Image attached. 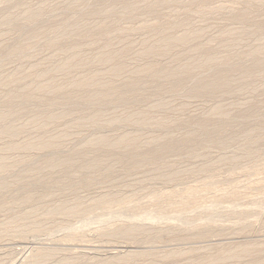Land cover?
<instances>
[{
    "label": "rangeland",
    "instance_id": "1",
    "mask_svg": "<svg viewBox=\"0 0 264 264\" xmlns=\"http://www.w3.org/2000/svg\"><path fill=\"white\" fill-rule=\"evenodd\" d=\"M115 1L0 0V115L6 117L0 118V135L5 126L17 124L18 127L13 136L15 139L0 136V168L3 165L0 183L7 185L0 190V264H264V80L261 77L264 63L253 66L255 56L264 61V0H128L134 3L129 13L118 6L120 0ZM244 31L248 33L243 34ZM161 33H167L163 40H175L177 44L180 43L179 36L183 38L190 34L191 38L186 36L187 43H181L183 46L176 44L168 51L161 47L157 51L155 47L157 52H150L151 45L154 47L160 43ZM234 33L238 34L235 36ZM230 36L231 40L228 39ZM234 38L240 41L232 51L226 42ZM189 39H192L191 46ZM200 47L209 48L210 55L213 53L216 57L215 65L211 63L209 68H202V64H198L209 54ZM108 51L117 52L118 58L104 59L97 64V55L102 58ZM90 52L95 54L91 56ZM72 57L75 61L77 57L85 58L87 66L74 65L76 72L66 70L68 62L72 61L73 65ZM69 58L71 60L64 63ZM188 58L191 61L195 58V61L190 64ZM150 64L157 68L150 67ZM156 64L160 65L159 69ZM174 65L182 71V79L169 75ZM116 66L124 67L120 68L119 76L114 77L111 67ZM122 69L134 73H123ZM160 69L165 70L166 76L163 73V76H150L152 71ZM227 71L232 73L234 81L231 90L223 92L220 97L192 92L199 78L213 81L218 72ZM252 71L259 79L256 76L250 78L248 82L253 86L249 83V88H243L244 79H247L245 74ZM33 72L36 76H32ZM89 73L91 77H101L103 82L108 80L106 84L115 85L116 93L102 100L85 98L100 90L96 86L85 88L78 84V80L88 77ZM48 75L53 83L57 82L53 86L57 89L60 86L49 94L39 89L42 81L50 80ZM126 84L130 92L123 98L121 91ZM251 86L255 88L254 92ZM216 104L219 107L224 105V113L229 114L213 113ZM89 112H94L96 118L98 114L106 118L98 115L91 123L81 121L91 115ZM133 113L137 116L147 114L149 119H124ZM50 116L61 120L53 118L52 123H44ZM46 123H49L47 127ZM41 132H45L44 137ZM126 132L138 133L142 140L139 138L136 146L121 149H92L93 140L98 137L108 138L110 135L109 138H116ZM61 133L64 141L57 145V150L56 146L55 150L49 146L50 149L42 148L47 152H39L43 140L44 143L51 142ZM66 135H70L69 140ZM220 137L227 140L220 141ZM25 141H29L28 147L32 143L33 150ZM33 141L39 147L34 146ZM16 142L18 148L13 147ZM35 147L40 149L37 151ZM86 160H90L89 163ZM82 166L89 170L82 169ZM115 192L119 199L114 201L112 194ZM106 196L109 197L106 199ZM59 207H63L64 212L58 211ZM75 207L81 212H76ZM65 211L71 212L67 214ZM84 211L88 212L82 214ZM122 225L126 228L137 225L134 228H140V232L129 239L114 235L112 232L118 227L123 228ZM39 252L43 253L41 258L34 259ZM167 252L175 254L166 259ZM128 255H133V260L125 258ZM150 258L153 261H149Z\"/></svg>",
    "mask_w": 264,
    "mask_h": 264
},
{
    "label": "bare ground",
    "instance_id": "2",
    "mask_svg": "<svg viewBox=\"0 0 264 264\" xmlns=\"http://www.w3.org/2000/svg\"><path fill=\"white\" fill-rule=\"evenodd\" d=\"M116 1H117V0H116ZM116 1H115V2H116ZM129 1H131V0H129ZM133 1H134V0H133ZM118 2H119L120 5L118 4ZM117 4H118V6H119L121 9L126 10L127 13L131 12V11H132L131 9H132L133 6H134V5H133L134 3H133V4H132V3H129L128 0H120V1H117ZM113 5H114V4H113ZM115 6H116V5H114L113 7L115 8ZM113 7H112V8H113ZM152 7H154V6L152 5ZM26 9H28V8H26ZM152 9H153V8H152ZM33 10H34V9H33ZM33 10H32V11H33ZM108 10H109V9H108ZM112 10H113V9H112ZM109 11H110V10H109ZM98 12H100V10H99ZM101 12H103V11H101ZM101 12H100V13H101ZM30 13H31V12H30ZM36 14H37V12H36ZM68 14H69V13H68ZM35 16H36V15H35ZM39 16H40V15H39ZM39 16H38V17H39ZM65 17H66V16H65ZM14 18H15V17H14ZM16 18H17V17H16ZM17 19H18V18H17ZM39 19H41V18L39 17ZM49 19H50V18H49ZM49 19H48V20H49ZM35 21H36V20H35ZM50 22H51V20H50ZM78 22H79V21H78ZM80 22H81V21H80ZM57 23H58V22H57ZM84 23H85V22H84ZM84 23H82V24H84ZM19 24H20V23H19ZM69 24H70V23H69ZM80 24H81V23H79V26H80ZM63 25H64V24H63ZM71 25H72V24H71ZM76 25H77V23H76ZM31 26H32V25H31ZM60 26H61V25H60ZM77 26H78V25H77ZM82 26H84V25H82ZM85 26H86V25H85ZM10 27H11V26H10ZM64 27H65V26H64ZM66 27H68V26H66ZM40 29H41V28H40ZM199 29H201V32L204 31L202 28H199ZM41 30H42V29H41ZM59 30H60V29H59ZM61 30H62V29H61ZM103 30H104V29H103ZM236 30H237V29H236ZM14 31H15V30H14ZM62 31H63V30H62ZM196 31H197V29H196ZM196 31H195V32H196ZM231 31H233V30H231ZM231 31H229V32H231ZM238 31H239V30H238ZM101 32H102V31H101ZM193 32H194V31H193ZM233 32H234V31H233ZM196 33H197V32H196ZM198 33H200V30H199ZM198 33H197V35L200 36V34H198ZM231 33H232V32H231ZM244 33H248V32H247V31H244L243 34H244ZM35 34L38 35V33H35ZM41 34H44V33L42 32ZM41 34L39 33L40 36H41ZM164 34H167V33H161V35H160V38H159V39H160V40H159L160 43L157 42L159 45H158V44H157V45H154V47H152L153 45H151V46H150L151 48H149V51L151 50V51H153V52H154V51L157 52V51H158V49H157L158 47H161L162 49H163V48H164V49L167 48V51H168V48H171V47L175 48L174 46L177 44V43H174L175 40H174L173 42H171L169 39L163 40V38H164ZM194 34H195V33H194ZM202 34H203V33H201V37H203ZM232 34H233V33H232ZM234 34H235V33H234ZM236 34H238V33H236ZM236 34H235V36H236ZM26 35H28V34H26ZM26 35H25V36H26ZM39 35H38V36H39ZM168 35H169V34H168ZM195 35H196V34H195ZM195 35H193V37H194ZM197 35H196V37H197ZM31 36H32V35H31ZM40 36H39V37H40ZM157 36H158V35H157ZM183 36H184V35H183ZM186 36H187V35H185L183 38H182V37L180 38V36H179L180 43L177 44L178 46H180L181 43H183V44H184V43H187V40H186L187 37H188V38H191V37H190V36H191L190 34H189L187 37H186ZM34 37H35V36H34ZM227 37H228V36H227ZM230 37H231V38H228V39L231 40V39H232V36H230ZM233 37H234V35H233ZM237 37H238V35H237ZM30 38H31V37H30ZM16 39H17V38H16ZM32 39H33V38H32ZM32 39H31V41H32ZM157 39H158V38H157ZM194 39H195V38H193V40H194ZM199 39H201V38H199ZM199 39H198V40H199ZM216 39H217V38H216ZM221 39H222V38H221ZM107 40H108V39H107ZM151 40H152V39H151ZM151 40H150V41H151ZM191 40H192V39H191ZM191 40L189 39V41H190V45H189V46H191ZM196 40H197V39H196ZM198 40H197V41H198ZM226 40H227V39H226ZM108 41H109V40H108ZM108 41H107V42H108ZM142 41H144V40H142ZM148 41H149V40H148ZM152 41H155V40L153 39ZM185 41H186V42H185ZM194 41H195V40H194ZM199 41H200V40H199ZM199 41H198V42H199ZM227 41H229V40H227ZM239 41H240L239 38H238V39H235V38H234L233 41H231V42H226V45H227V47H229V48H231V49H232V48H236V46H237V44L239 43ZM18 42H19V41H18ZM23 42H24V41H23ZM26 42H27V41H26ZM26 42H25V43H26ZM125 42H127V41H125ZM223 42H224V41H223ZM25 43H24V44H25ZM188 43H189V42H188ZM199 43H200V42H199ZM199 43H198V45L201 44V43H200V44H199ZM224 43H225V42H224ZM228 43H229V45H228ZM20 44L23 45V43H20ZM20 44H19V45H20ZM106 44H107V43H104V45H106ZM149 44H151V43H149ZM152 44H153V43H152ZM155 44H156V43H155ZM192 44H193V43H192ZM222 44H223V43H222ZM109 45H110V43H109ZM130 45H131V44H130ZM147 45H148V44H147ZM181 45H182V44H181ZM186 45H188V44H186ZM195 45L197 46V43H196ZM112 46H113V45H112ZM126 46H128V45H126ZM178 46H177V47H178ZM182 46H183V45H182ZM192 46H193V45H192ZM196 46H195V47H196ZM238 46H239V45H238ZM238 46H237V47H238ZM16 47H17V45H16ZM23 47H25V45H23ZM86 47H88V46H86ZM106 47H107V46H106ZM124 47H125V46H124ZM128 47H130V46H128ZM146 47H147V46H146ZM155 47H156L157 51L154 49ZM184 47H185V46H184ZM197 47H198V46H197ZM201 47L203 48V46H201ZM201 47H200V48H201ZM205 47H207V46H205ZM107 48H108V47H107ZM111 48H113V47H111ZM161 48H159V49H161ZM185 48H186V47H185ZM191 48H192V47H191ZM200 48H197V50L200 49ZM202 48H201L202 51H203V50H205V51H206V50H207V51L209 50V48H207V49H202ZM18 49H20V47H19ZM128 49H129V48H128ZM153 49H154V50H153ZM192 49H195V48L193 47ZM227 49H228V48H227ZM108 50H109V49H108ZM115 50H117V49H115ZM120 50H121V49H120ZM120 50H119V53H120ZM147 50H148V49H147ZM171 50H174V49H171ZM171 50H169V52H171ZM186 50H187V48H186ZM186 50H184V52H185ZM197 50H196V51H197ZM235 50L237 51V49H235ZM12 51H13V50H12ZM104 51H106V50H104ZM151 51H150V52H151ZM199 51H200V50H199ZM207 51H206V54H207ZM230 51H231V50H230ZM232 51H234V50L232 49ZM17 52H18V51H17ZM19 52H20V51H19ZM95 52H96V51H95ZM97 52H98V51H97ZM106 52H107V51H106ZM106 52H105V53H106ZM108 52H109V51H108ZM122 52H123V51H122ZM125 52H126V51H124V53H125ZM144 52H145V51H144ZM146 52H148V51H146ZM150 52H149V53H150ZM155 52H154V53H155ZM172 52H173V51H172ZM180 52H181V51H180ZM180 52H179V54H180ZM187 52H189V51H187ZM190 52H192V51L190 50ZM13 53H14V52H13ZM84 53H85V51H84ZM86 53H87V52H86ZM90 53H91V52H90ZM92 53H93V52H92ZM92 53H91V54H92ZM105 53H104V54H105ZM160 53H161V50H160ZM174 53H175V52H174ZM203 53H204V52H203ZM208 53H209V51H208ZM9 54H10V53H9ZM11 54H12V53H11ZM82 54H83V53H82ZM88 54H89V52H88ZM93 54H95V53H93ZM93 54H92L91 56H93ZM99 54H100V53H99ZM101 54H102V53H101ZM126 54H129V53H126ZM130 54H131V52H130ZM142 54H143V53H142ZM147 54H148V53H147ZM150 54H151V53H150ZM172 54H173V53H172ZM177 54H178V53H177ZM185 54H186V53H185ZM76 55H77V54H76ZM78 55H80V54L78 53ZM144 55H146V54L144 53ZM156 55H157V53H156ZM174 55H176V54H174ZM182 55H183V54H182ZM83 56H84V54H83ZM85 56H86V58H87V55H86V54H85ZM98 56H99V55H97V59H96V61L93 60V61H95L97 64H98V62H100L101 60H104V59H107V60H108V59H114V58H116V56H117V58H118L119 54H118L117 52H113V51H112V52L107 53L105 56L102 55V56H103L102 58H99L100 56H99V57H98ZM120 56H122V55H120ZM125 56H126V55H125ZM153 56H155V54H154ZM157 56H158V55H157ZM204 56H205V53H204L203 57H204ZM257 56H258V55H257ZM10 57H11V56H10ZM79 57H80V56H79ZM138 57H139V56H138ZM150 57H152V56H150ZM176 57H177V56H176ZM74 58H75V57H74ZM74 58L72 57V59H74ZM124 58H125V57H124ZM152 58H153V57H152ZM155 58H156V57H155ZM215 58H216L215 56L213 57V53H212L211 55H210V53H209L208 55H206V56L202 59V62H201V63H198V64H200V65L202 64V68H209V65H210L211 63H214V65H215V62H216V60L214 61ZM254 58H255V59H254V62H253V66H254V65H255V66H259V65H262V64L264 63V61H263L259 56H258V57L255 56ZM87 59L89 60V57H88ZM90 59H91V58H90ZM121 59H122V58H121ZM143 59H144V58H143ZM149 59H150V58H149ZM153 59H154V58H153ZM156 59H157V58H156ZM175 59H177V58H175ZM175 59H174V60H175ZM183 59H184V57H183ZM189 59H190V58H188V61H190V62H189L190 64H191V62L195 61V58L193 59V61H191V59H190V60H189ZM199 59H200V58H199ZM70 60H71V59L69 58V59H67V61H64V63H65V62H68V61H70ZM88 60H87V61H88ZM119 60H120V58H119ZM184 60H185V59H184ZM200 60H201V59H200ZM87 61H86V62H87ZM105 61H106V60H105ZM113 61H114V60H113ZM117 61H118V60H117ZM144 61H146V60H144ZM158 61H159V60H158ZM158 61H157V62L155 61V62L158 63ZM178 61H179V60H178ZM213 61H214V62H213ZM61 62H62V61H61ZM71 62H72V61H71ZM71 62H68V63H70V64L67 66V68L65 67V66L67 65V63H66V65H64L63 67H65L66 70H69V69H70V70H72V69L74 70V69H75V68H74L75 66H79V67H80V65H82L80 68H82V67L85 66V58L83 59V58H78V57H77V60H76V61H75V59L73 60V65H72ZM91 62H92V61H91ZM95 62H94V64H95ZM102 62H103V61H102ZM121 62H122V61H121ZM147 62H148V60H147ZM147 62H146V64H147ZM182 62H183V61H182ZM182 62H181V63H182ZM87 63H88V62H87ZM118 63H119V62H118ZM118 63H115V62H114V64H118ZM126 63H127V62H126ZM189 63H188V66H189ZM61 64H62V63H61ZM83 64H84V65H83ZM91 64H92V63H91ZM94 64H93V66H94ZM101 64H103V63H101ZM105 64H106V63H105ZM107 64H108V62H107ZM119 64H120V63H119ZM121 64H122V63H121ZM124 64H125V63H124ZM141 64H143V63H141ZM141 64H140V65H141ZM152 64H154V63L152 62ZM152 64H150V67H154V66H155V65L152 66ZM162 64H163V63H162ZM164 64H165V62H164ZM164 64H163V66H164ZM182 64H184V63H182ZM186 64H187V62H186ZM56 65H58V64H56ZM62 65H63V64H62ZM74 65H75V66H74ZM89 65H90V64H89ZM95 65H96V64H95ZM143 65H144V64H143ZM156 65H157V64H156ZM171 65H172V64H171ZM196 65H197V63H196ZM216 65H219V64H216ZM86 66H87V65H86ZM86 66H85V67H86ZM100 66H101V65H100ZM125 66H126V65H125ZM144 66H146V65H144ZM144 66H143V67H144ZM157 66H158V65H157ZM159 66H160V65H159ZM159 66H158V69H159ZM193 66H195V64H193ZM193 66H192V67H193ZM63 67H62V68H63ZM121 67H122V66H121ZM121 67L116 66V68L113 67L114 69L111 67V69H112L113 72H114V77H115V75H116V76H119V74H120V72H121V69H120ZM123 67H124V66H123ZM123 67H122V68H123ZM135 67H136V66H135ZM143 67H142V68H143ZM155 67H156V66H155ZM174 67H175V65H174ZM192 67H191V68H192ZM211 67H212V65H211ZM211 67H210V69H212L214 66H213L212 68H211ZM216 67H217V66H216ZM51 68H52V67H51ZM53 68H54V67H53ZM53 68H52V69H53ZM55 68H56V67H55ZM65 68H63V69H65ZM96 68H97V67H96ZM107 68H108V67H106V69H107ZM125 68H127V67H125ZM137 68H138V67H137ZM144 68H145V67H144ZM147 68L149 69V63H148ZM156 68H157V67H156ZM175 68H176V69H175ZM175 68H173V69L171 68L172 70H170V71H171L172 73H170L169 75H170V76H173V75H175V76H181L180 79H182V75H183V74H181L182 71L180 70L179 66H178V67L176 66ZM187 68H188V67H187ZM191 68H190V69H191ZM214 68H215V67H214ZM44 69H45V68H44ZM56 69L58 70V68H56ZM90 69H91V67H90ZM98 69H99V68H98ZM106 69H105V70H106ZM109 69H110V68H109ZM135 69H136V68H135ZM145 69H146V68H145ZM151 69H153V68H150V70H151ZM161 69H162V68H161ZM161 69H160V71L158 70V72H157V70L152 71L151 74H150V76H154V77H155V76H157V75H162V73L164 74V71H165V70L162 72ZM165 69H167V68L165 67ZM168 69H170L169 66H168ZM168 69H167V70H168ZM188 69H189V68H188ZM194 69H195V67H194ZM197 69H199V68H198V65H197ZM200 69H201V68H200ZM215 69H216V68H215ZM42 70H43V69H42ZM50 70H51V69H50ZM50 70H49V71H50ZM70 70H69V71H70ZM78 70H79V69H78ZM87 70H88V69H87ZM92 70H94V69H92ZM92 70H91V71H92ZM103 70H104V69H103ZM107 70H108V69H107ZM112 70H111V71H112ZM122 70H123V69H122ZM130 70H132V69H130ZM141 70H143V69H141ZM146 70H147V69H146ZM213 70H214V69H213ZM35 71H36V70H35ZM44 71H45V70H44ZM58 71L60 72V70H58ZM61 71H62V69H61ZM69 71H68V72H69ZM74 71H75V70H74ZM83 71H84V69H83ZM91 71H90V72H91ZM96 71H97V70H95V72H96ZM147 71H148V70H147ZM170 71H169V72H170ZM38 72H39V71H36V73H38ZM41 72L43 73V71H41ZM41 72H39V73H41ZM45 72H46V71H45ZM59 72H56V73L58 74ZM70 72H71V71H70ZM72 72H73V71H72ZM75 72H76V71H75ZM92 72H93V71H92ZM103 72H104V71H103ZM103 72H101L102 75H103ZM106 72H107V71H106ZM113 72H112L111 74H113ZM126 72H127V71H126ZM126 72H124V70H123V73H126ZM129 72H130V71H128L127 73H129ZM132 72H133V71H131V73H132ZM136 72H138V71H136ZM167 72H168V71H166L165 73H166L167 76H168V73H167ZM215 72H216V71H215ZM227 72H228V73L218 72L219 75H218L217 77L214 76V77H216V78H215V80L213 79V81H210V80L208 81L207 79H204V78L200 79V78L198 77L200 80H199V79H198L197 81L195 80V81H196V82H195L196 84L192 87V89H193L192 92H194V93H201V94L203 93V94L211 95V97H213V98H214V96H215V97H216V96L220 97V95H221L223 92L228 91V90H231V89H230V88H231L230 86H231V83H233V81H234V80L232 81V73H230V71H227ZM34 73H35V72L32 73V76H34V75L36 76V74H34ZM53 73H54V71H53ZM61 73H64V72L62 71ZM66 73H67V72H66ZM66 73H65V74H66ZM73 73H74V72H73ZM85 73H86V72H85ZM104 73H105V72H104ZM107 73H108V72H107ZM107 73H106V74H107ZM131 73H129V74H131ZM133 73H134V72H133ZM141 73H143V71H142ZM141 73H137V75H138V74H141ZM144 73H145V72H144ZM147 73H148V72H147ZM147 73H146V74H147ZM149 73H150V71H149ZM149 73H148V74H149ZM218 73H215V74H218ZM222 73H223V74H222ZM233 73H234V72H233ZM33 74H34V75H33ZM43 74H44V73H43ZM49 74H50V72H49ZM59 74H60V73H59ZM65 74H63V75L66 76ZM67 74H68V73H67ZM69 74H70V73H69ZM82 74H83V73H82ZM86 74H88V72H87ZM92 74H93V73H92ZM45 75H46V73H45ZM51 75H52V71H51ZM53 75H54V74H53ZM70 75H71V74H70ZM72 75H73V74H72ZM93 75H96V74L94 73ZM98 75H99V74H98ZM100 75H101V74H100ZM108 75H110V74L108 73ZM121 75H122V73H121ZM121 75H120V76H121ZM123 75L125 76V74H123ZM127 75H128V74H127ZM134 75H136V74H134ZM142 75H143V74H142ZM164 75H165V74H164ZM213 75H214V74H213ZM233 75H234V74H233ZM40 76H41V75H39V77H40ZM46 76H47V75H46ZM46 76H45V77H46ZM48 76H49V75H48ZM55 76H57V75H55ZM55 76H53V79L55 78ZM68 76H69V75H68ZM76 76H77V75H76ZM80 76H82V75H80ZM83 76H85V75H83ZM87 76H88V75H87ZM89 76H90V77H89ZM89 76H88V77H84V78L79 77V79H80V78H81V79L78 80V82L80 81V83H78V84H79V85H80V84L84 85L85 88H88V87H89V88H92L93 86H96V87H97L98 89H100V90H98L99 92H98L97 94H94V95H99V96L90 95V96L85 97V98L96 97L97 99L99 98V99L102 100V99H104L105 96H107V95H113L114 93H116V92H114L115 87H113V86H115V85H113V84H112V85H111V84H106V83L108 82V80H107V82H105V80H104V82H103V80L101 79V77L98 78L97 75H96L95 77H94V76L91 77L90 73H89ZM104 76H105V74H104ZM104 76H103V77H104ZM106 76H107V75H106ZM106 76H105V77H106ZM111 76H112V75H111ZM128 76H129V75H128ZM139 76H140V75H139ZM143 76H144V75H143ZM162 76H163V75H162ZM165 76H166V75H165ZM200 76H201V75H200ZM246 76H247V79H246V80L244 79V81H246V82L243 83V86H242L243 88H247V87L249 88V86H250L249 83H251V82H248V81L250 80V78L252 79V78L255 77L256 75H254V71H252L251 73L245 74V77H246ZM37 77H38V75H37ZM43 77H44V76H43ZM43 77H40V78H43ZM69 77H70V76H69ZM74 77H75V76H74ZM77 77H78V76H77ZM105 77H104V78H105ZM121 77H123V76H121ZM133 77H135V76H133ZM133 77H132V79H133ZM136 77H137V76H136ZM140 77H141V76H140ZM145 77H146V76H145ZM154 77H153V78H154ZM258 77H259V76H258ZM258 77L256 76L257 79H259ZM261 77H262V79L264 80V73L261 74ZM64 78H65V77H64ZM112 78H113V77H112ZM112 78H111V79H112ZM116 78H118V77H116ZM119 78H120V77H119ZM143 78H144V77H143ZM147 78H149V77L147 76ZM153 78H152V79H153ZM256 78H254V79H256ZM47 79H48V78H47ZM47 79H44V80H47ZM49 79H50V80L42 81V84L39 86V89L46 90L48 94H49V92H51V90H53L54 88L57 87V86H55V85H54L55 87L53 86V84H54V83H57V82H54V83H53V82H52L53 80L51 79L50 76H49ZM55 79H57V78H55ZM114 79H115V78H114ZM120 79H121V78H120ZM129 79H130V78H129ZM129 79H128V80H129ZM134 79H135V78H134ZM136 79H137V78H136ZM145 79H146V78H145ZM150 79H151V78H150ZM180 79H179V80H180ZM257 79H256V80H257ZM37 80H38V79H37ZM39 80H40V79H39ZM41 80H42V79H41ZM41 80H40V81H41ZM63 80H64V79H63ZM69 80H71V78H69ZM123 80H124V79H122V81H123ZM128 80H127V81H128ZM130 80H131V79H130ZM154 80H155V78H154ZM176 80H178V78H177ZM49 81H50V82H49ZM65 81H66V80H65ZM67 81H68V80H67ZM73 81H74V80H73ZM75 81H76V78H75ZM112 81H113V80H112ZM115 81H116V80H115ZM115 81H114V82H115ZM152 81H153V80H152ZM10 82H12V81H10ZM37 82H38V81H37ZM43 82H44V83H43ZM68 82H69V81H68ZM70 82H71V81H70ZM70 82H69V83H70ZM76 82H77V81H76ZM114 82H112V83H114ZM118 82H119V81H118ZM118 82H116V83H118ZM120 82H121V80H120ZM129 82H130V81H129ZM143 82H144V81H143ZM173 82H175V81H173ZM193 82H194V81H193ZM242 82H243V81H242ZM253 82H254V81H253ZM256 82H257V81H256ZM58 83H59V82H58ZM176 83H177V82H176ZM251 84H252V83H251ZM14 85H15V84H14ZM38 85H39V84H38ZM38 85H37V87H38ZM56 85H58V84H56ZM59 85H60V84H59ZM59 85H58V86H59ZM67 85H68V84H67ZM69 85H71V84H69ZM75 85H76V84H75ZM75 85H74V86H75ZM238 85H239V84H238ZM254 85H255V84H254ZM76 86H77V85H76ZM90 86H92V87H90ZM123 86H124V85H123ZM123 86H121V87H123ZM234 86H235V85H234ZM252 86H253V84H252ZM252 86H251L250 88H253V92H254L255 88L252 87ZM35 87H36V86H34V88H35ZM59 87H60V86H59ZM59 87H58V89H59ZM72 87H73V86H72ZM72 87H71V88H72ZM77 87H78V86H77ZM79 87H80V86H79ZM81 87H82V86H81ZM81 87H80V88H81ZM84 87H83V88H84ZM119 87H120V85H119ZM126 87H127V84L125 85V87H123V89H122V91H121L122 94L120 93V94L122 95L123 98H126V94L130 92L129 90L126 89ZM15 88H16V87H15ZM67 88H69V87H67ZM74 88H75V87H74ZM74 88H72V89H74ZM239 88H240V86L238 87V91H240V89H241V88H240V89H239ZM12 89H14L13 86H12ZM56 89H57V88H56ZM56 89H54V90L56 91ZM58 89H57V90H58ZM61 89H64V86H63V88H61ZM78 89H79V88H78ZM232 89H233V87H232ZM258 89H259V88H258ZM29 90H31V89H29ZM36 90H37V88H36ZM36 90H35V91H36ZM65 90H66V89H65ZM65 90H64V92H65ZM92 90H93V89H92ZM95 90H97V89L95 88ZM95 90H94V92H95ZM120 90H121V89H120ZM14 91H15V90H14ZM55 91H54L53 93H56ZM60 91H61V90H60ZM74 91H75V90H74ZM81 91H83V89H82ZM87 91H88V90H87ZM90 91H91V90H90ZM115 91H116V89H115ZM241 91H242V90H241ZM249 91H251V90H249ZM32 92H33V91H32ZM36 92H38V90H37ZM39 92H40V90H39ZM57 92H59V91H57ZM66 92H67V90H66ZM68 92H69V91H68ZM68 92H67V94L70 95ZM92 92H93V91H92ZM92 92H91V93H92ZM192 92H190V93H192ZM234 92H235V91H234ZM44 93H45V92H44ZM53 93H52V96H54ZM61 93H62V91H61ZM61 93H59V94H61ZM76 93H77V92H76ZM85 93H87V92H85ZM91 93H90V94H91ZM118 93H119V92H118ZM118 93H117V94H118ZM225 93H226V92H225ZM235 93H236V92H235ZM57 94H58V93H57ZM64 94H65V93H63V95H64ZM72 94H74V93H72ZM87 94H88V93H87ZM230 94H231V92H230ZM29 95H30V94H29ZM32 95H33V94H32ZM45 95H46V93H45ZM80 95H81V94H80ZM80 95H78L80 98H84L83 96H80ZM224 95H225V94H224ZM8 96H9V95H8ZM30 96H31V95H30ZM48 96H51V95H48ZM75 96H76V95H75ZM230 96H231V95H230ZM4 97H5V96H4ZM25 97H26V96H25ZM68 97H69V96H68ZM73 97H74V96H73ZM228 97H229V96H228ZM232 97H233V96H232ZM26 98H27V97H26ZM28 98H30V97H28ZM115 98H116V97H115ZM223 98H224V96H223ZM5 99H6V98H5ZM119 99H120V98H119ZM216 99H217V98H216ZM9 100H10V99H9ZM27 100H28V99H27ZM125 100H127V99H125ZM250 100H251V99H250ZM118 101H119V100H118ZM121 101H123V100H121ZM121 101H120V103H121ZM217 101H218V100H217ZM101 103H102V102H101ZM117 103H118V102H117ZM255 103H256V102H255ZM256 104H257V103H256ZM121 105H122V104H120V106H121ZM161 105H162V104H161ZM164 105H166V104L164 103L163 106H164ZM218 105H219V104H218ZM251 105H253V104H251ZM260 105H261V104H260ZM97 106L100 107V105H97ZM97 106H95V108H96ZM101 106H102V104H101ZM117 106H118V105H117ZM153 106H154V105H153ZM153 106H152V107H153ZM155 106H156V105H155ZM166 106H167V105H166ZM166 106H164V107H166ZM216 106H217V104H216ZM220 106H222V105H220ZM223 106H224V105H223ZM223 106H222V107H223ZM249 106H250V105H249ZM257 106H259V105H257ZM157 107H159V106L157 105ZM213 107H214V106H213ZM222 107L217 106V107L213 108V113H215V114H219V113L222 112L223 115H225V114H229V113H224V112H225V109H223ZM252 107H253V106H252ZM255 107H256V105H255ZM162 108H163V107H162ZM19 109H21V108H19ZM97 109H98V108H97ZM99 109H100V108H99ZM154 109H155V108H154ZM211 109H212V108H211ZM16 110H17V109H16ZM94 110H96V109H94ZM94 110H93V111H94ZM116 110H117V109H116ZM14 111H15V110H13V113H14ZM17 111H18V110H17ZM20 111H21V110H20ZM20 111H19V112H20ZM69 111H70V110H69ZM10 112H11V111H10ZM10 112H9V114H11ZM110 112H111V111H110ZM138 112H139V111H138ZM21 113H23V111H22ZM89 113H90L91 115H89V116L86 115L87 117L84 115L86 118H83V117L78 116V115H77V116L80 117V119L83 118L81 121H83V122L87 121L86 123H88V121H89V122L91 123V121H94L96 117H95V115L93 114L94 112H93V113L89 112ZM96 113H97V112H96ZM128 113H130V112H128ZM131 113H132V112H131ZM136 113H137V112H136ZM146 113H147V112H146ZM149 113H151V112H149ZM9 114L7 113L8 118L10 117ZM16 114H17V113H16ZM16 114H14V115H16ZM19 114H20V113H19ZM53 114H55V113H53ZM65 114H68V113H65ZM92 114H93V115H92ZM97 114H98V113H97ZM119 114H120V113H119ZM126 114H127V113L125 112V115H126ZM137 114H139V113H137ZM137 114H135V113H133V114H129V115H127L126 117H125V115L123 114V115H124L123 117H125L124 119H126V120H130V121H134V120H137V119H142V120H147V119H149V117L146 116L147 114H146V115L142 114V116H137ZM12 115H13V114H12ZM51 115H52V114H51ZM55 115H56V114H55ZM98 115H102V118H103V119L106 118V117L104 118L103 114H98ZM98 115H96L97 118H98ZM107 115H108V114H107ZM110 115H111V114H110ZM112 115L115 116L114 114H112ZM139 115H140V114H139ZM143 115H144V116H143ZM2 116H3L4 118H6L5 115H2ZM2 116L0 115V118H1ZM18 116H19V115H18ZM32 116H33V115H32ZM58 116H59V114H58ZM62 116H63V115H62ZM73 116H74V115H73ZM82 116H83V115H82ZM113 116H111V117H113ZM121 116H122V115H121ZM3 117H2L1 120L4 119ZM54 117H55V116H54ZM54 117H52V116H50V117H48V118L46 117L44 123H45V122H50V121H51V123H52V121H53L52 119H53ZM99 117L101 118V116H99ZM111 117H110V118H111ZM15 118H16V117H15ZM56 118H57V117H56ZM56 118H54V119H56ZM58 118L60 119V117H58ZM58 118H57V119H58ZM97 118H96V119H97ZM110 118H109V119H110ZM146 118H147V119H146ZM32 119H33V118H32ZM64 119H66V118H64ZM64 119H63V120H64ZM107 119H108V116H107ZM16 120H17V118H16ZM60 120H61V119H60ZM77 120H78V119H77ZM101 120H102V119H101ZM58 121H59V120H58ZM79 121H80V120H79ZM81 121H80V122H81ZM5 122H6V121H5ZM83 122H81V123H83ZM55 123H56V121H55ZM81 123H80V124H81ZM9 124H10V123H9ZM48 124H49V123H48ZM48 124L46 123L45 126L48 125ZM11 125H13V126H11ZM11 125H8L7 127L5 126V128L3 127L4 130H3V132H1V135H0V136H4V135H5V136H8V137H9V136H12V137H13V136L17 133V131H18V127H16L17 124H16L15 126H14V124H11ZM42 125H43L42 127H44V124H42ZM66 125H67V124H66ZM49 126H50V125H49ZM21 127H22V126H20V128H21ZM42 127H40V128H42ZM46 127H47V126H46ZM3 128H2V129H3ZM24 128H26V126H24ZM61 128H62V127H61ZM22 129H23V128H22ZM27 129H28V128H27ZM27 129H25V130H27ZM38 129H39V128H38ZM44 129H45V128H43V130H44ZM67 129H68V128H67ZM28 130H29V129H28ZM20 131L22 132L23 130H20ZM20 131H19V132H20ZM44 131H46V130H44ZM19 132H18V133H19ZM27 132H28V131H27ZM120 132H121V131H120ZM22 133H25V131L22 132ZM41 133H43V136L41 135ZM41 133H40L39 135H41L42 137H44L45 132H41ZM63 133H64V132H63ZM63 133H61V136H60V137H56L55 139H54L53 137H51V135H50V137L54 139V140H52L53 142H52V141L50 142L49 140H48V141H49V142H48L46 137H45V138H46V141H47V142L44 143V142H43L44 140H43V141L40 143V141H39L38 143H40L39 145H40V147H41V149L39 148L40 150L37 148V147H39V146L36 145L37 143H35V142L33 141V144H34V146H35V145L37 146V147H35V148H37V151L39 150V152H40L41 150L46 151V149H42L43 147H48V148L50 149L49 146H51V148L54 149V147L56 146V147H55V149H56V148H57V145H59L60 143H62V140L64 141V139H62V134H63ZM65 133H66V132H65ZM68 133H69V132H67V134H68ZM127 133H128V132H126V133H124V134H122L121 136L116 137V138H109L110 135H109L108 138H107V136H105V135H104L105 137H103V136H101V135H100L101 137L96 136V138H97V137H98V138H97V139L95 138L96 140H93L94 143L91 141V142L93 143V144H92V143H91V144H92L94 147H92V146H91V147H92V149H93V148H94V149L97 148V149H99V150H100V149H105V150H106V149H108V150L111 149V150H112L113 148H116V147H119V148L122 147V148H124V147H128V146H136V145L140 142L139 138L141 139V136H139L138 133H135V134H134V133H133V134H127ZM129 133H130V132H129ZM69 134H70V133H69ZM18 135H20V134H18ZM25 135H26V134H25ZM59 135H60V134H59ZM96 135H97V134H96ZM106 135H107V134H106ZM119 135H120V134H119ZM45 136H46V135H45ZM48 136H49V135H48ZM48 136H47V137H48ZM52 136H53V135H52ZM55 136H56V135H55ZM57 136H58V135H57ZM64 136H65V135H64ZM66 136H67V135H66ZM68 136H70V135H68ZM68 136H67V139L69 140ZM111 136H113V135H111ZM12 137H11V138H12ZM34 137H35V135H34ZM93 137H94V136H93ZM4 138H5V137H4ZM4 138H3V139H4ZM45 138H44V139H45ZM64 138H65V137H64ZM224 138H225V137H224ZM224 138L222 139V138L220 137L219 140H220V141H223V140L226 141L227 139H224ZM13 139H15V138L13 137ZM37 139L39 140V138H37ZM67 139H65V140H66V143L68 142ZM9 140H10V139H9ZM35 140H36V139H35ZM90 140H92V139H90ZM141 140H142V139H141ZM1 141H2V140H1ZM36 141H37V140H36ZM71 141H72V140H71ZM9 142H10V141H9ZM25 142H27V141H25ZM30 142H32V141H30ZM19 143H21V142H19ZM27 143H28V144H26V146L29 145V141H28ZM10 144H11V143H10ZM13 144H15V143H13ZM62 144H63V143H62ZM64 144H65V142H64ZM8 145H9V144H7V146H8ZM23 145H24V144H23ZM67 145H68V144H67ZM83 145H84V144H83ZM85 145H86V144H85ZM0 146H1V144H0ZM15 146H16V147L18 146L17 142H16V145H14L13 147H15ZM20 146H21V144H20ZM31 146H32V143H31ZM31 146H29V147H31ZM77 146H78V145H77ZM86 146L90 147L89 145H86ZM2 147H3V146H2ZM8 147H9V146H8ZM27 147H28V146H27ZM29 147H28V148H29ZM59 147H60V146H59ZM61 147H62V145H61ZM61 147H60V148H61ZM81 147H83V146H81ZM91 147H90V148H91ZM17 148H18V147H17ZM48 148H47V149H48ZM78 148H79V147H78ZM86 148H87V147H86ZM25 149H26V147H25ZM30 149H31V148H30ZM49 149H48V150H49ZM53 149H52V150H53ZM55 149H54V150H55ZM87 149H88V148H87ZM94 149H93V150H94ZM97 149H96V150H97ZM120 149H121V148H120ZM32 150H33V146H32ZM56 150H57V149H56ZM64 150H65V149H64ZM89 150H91V149H89ZM99 150H98V151H99ZM34 151H36V149H35ZM72 151H73V150H72ZM77 151H78V150H77ZM79 151H82V148H80ZM83 151H86V149L84 150V148H83ZM101 151H102V150H101ZM101 151H99V152H101ZM106 151H107V150H106ZM39 152H37V153H39ZM42 152H43V151H42ZM46 152H47V151H46ZM52 152H53V151H52ZM54 152H55V151H54ZM56 152H57V151H56ZM75 152H76V150H75ZM96 152H97V151H96ZM104 152H105V151H104ZM35 153H36V152H35ZM76 153H77V152H76ZM76 153H75L74 155H76ZM79 153H81V152H79ZM106 153H107V152H106ZM81 154H82V153H81ZM83 154H84V153H83ZM86 154H87V153H86ZM45 155H46V154H45ZM47 155H48V154H47ZM78 155H79V154H78ZM247 155H248V154H247ZM247 155H246V156H247ZM79 156H80V155H79ZM94 156H95V154H94ZM98 156H99V155H98ZM225 156H226V155H225ZM256 156H257V155H256ZM39 157H40V156H39ZM238 157H239V156H238ZM250 157H251V156H250ZM66 158H68V157H66ZM70 158H71V157H70ZM74 158H75V157H74ZM86 158H87V157H86ZM92 158H94V157H92ZM104 158H105V157H104ZM252 158H253V157H252ZM71 159H73V158H71ZM90 159H91V158H90ZM130 159H131V158H130ZM231 159H233V158H231ZM236 159H237V158H236ZM1 160H2V159H1ZM76 160H77V159H76ZM133 160H134V159H133ZM136 160H137V159H136ZM198 160H199V159H198ZM215 160H216V159H215ZM228 160H229V159H228ZM62 161H63V160H62ZM67 161H68V160H67ZM71 161H72V160H71ZM74 161H75V160H74ZM86 161H88V160H86ZM89 161H90V160H89ZM89 161H88V163H89ZM96 161H98L97 158H96ZM194 161H195V160H194ZM0 162H1V161H0ZM77 162H78V161H77ZM91 162H93V161H91ZM127 162H129V160H128ZM130 162H131V161H130ZM198 162H199V161H198ZM233 162H234V161H233ZM233 162H232V163H233ZM54 163H55V162H54ZM88 163H87V165L89 166ZM134 163H135V161H134ZM136 163H137V161H136ZM203 163H204V162H203ZM217 163H219V162L217 161ZM51 164H52V163H51ZM57 164H58V163H57ZM62 164H63V163H62ZM74 164H75V163H74ZM92 164H93V163H90L91 166L94 165V164H93V165H92ZM96 164H98V163L96 162ZM130 164H131V163H130ZM226 164H227V163H226ZM53 165H54V164H53ZM63 165H65V164H63ZM72 165H73V164H72ZM78 165H79V164H78ZM82 165H83V164H82ZM227 165H228V164H227ZM2 166H3V165H2ZM2 166H1V168H2ZM55 166H56V165H55ZM59 166H60V165H59ZM59 166H58V168H59ZM69 166H70V162H69ZM69 166H67V167H69ZM84 166H85V165H84ZM200 166H201V164H200ZM213 166H214V165H213ZM213 166H212V168L214 169ZM230 166H231V165H230ZM53 167H54V166H53ZM64 167H65V166H64ZM76 167H77V166H76ZM82 167H83V166H82ZM82 167H80V169H81ZM194 167H195V166H194ZM196 167H198V166H196ZM1 168H0V170H1ZM51 168H52V167H51ZM55 168H56V167H55ZM65 168H66V167H65ZM72 168H73V167H72ZM84 168H85V169H86V168L88 169L87 166H86V167H83L82 169H84ZM93 168H95V166H94ZM6 169H7V168H6ZM43 169H44V168H43ZM80 169H79V170H80ZM85 169H84V170H85ZM91 169H92V168H91ZM91 169H90V171H91ZM178 169H179V168H178ZM192 169H193V168H192ZM198 169H199V168H198ZM201 169H202V168H201ZM213 169H212V170H213ZM41 170H42V169H41ZM50 170H51V169H50ZM64 170H65V169H64ZM88 170H89V169H88ZM182 170H183V169H182ZM189 170H190V169H189ZM39 171H40V170H39ZM56 171H57V170H56ZM62 171H63V170H62ZM62 171H61V172H62ZM80 171H81V170H80ZM179 171H180V169H179ZM186 171H187V170H186ZM205 171H206V170H205ZM213 171H214V170H213ZM162 172H163V171H162ZM176 172H177V171H176ZM187 172H188V171H187ZM195 172H196V169H195ZM199 172H200V171H199ZM31 173H32V172H31ZM52 173H54V172H52ZM170 173H172V172H170ZM182 173H183V172H182ZM220 173H221V172H220ZM164 174H165V173H164ZM167 174H168V173H167ZM178 174H179V173H178ZM170 175H171V174H170ZM173 175H175V174H173ZM224 175H225V174H224ZM66 176H67V175H66ZM168 177H169V176H168ZM175 177H176V175H175ZM224 177H225V176H224ZM227 177H228V176H227ZM31 179H32V178H31ZM72 179H73V178H72ZM135 179H136V178H135ZM216 179H217V178H216ZM62 180H63V179H62ZM68 180H69V179H68ZM217 180H218V179H217ZM217 180H216L215 182H217ZM227 180H228V179H227ZM56 181H58V180H56ZM66 181H67V180H66ZM165 181H166V180H165ZM222 181H223V180H222ZM228 181H229V180H228ZM39 182H41V181H39ZM60 182H61V181H60ZM60 182H59V183H60ZM63 182H64V181H63ZM124 182H125V181H124ZM133 182H134V181H133ZM177 182H178V181H177ZM213 182H214V180H213ZM1 183H3V182H1ZM1 183H0V190H3L4 187H6L7 185H4V184L2 185ZM91 183H92V182H91ZM120 183H121V182H120ZM130 183H131V182H130ZM201 183H202V181H201ZM206 183H207V182H206ZM209 183H210V182H209ZM128 184H129V183H128ZM207 184H208V183H207ZM214 184H215V183H214ZM219 184H220V183H219ZM60 185H61V183H60ZM65 185H66V184H65ZM124 185H125V184H124ZM204 185H205V184H204ZM210 185H211V184H210ZM67 186H68V185H67ZM86 186H87V185H86ZM88 186H89V185H88ZM125 186H126V185H125ZM205 186H206V185H205ZM7 188H8V187H7ZM66 188H67V187H66ZM133 189H134V188H133ZM87 190H88V189H87ZM110 190H111V189H110ZM63 192H64V191H63ZM65 192H66V190H65ZM106 192H107V191H106ZM116 192H117V191H116ZM116 192H115V194H112V197H113L112 199H113L114 201H115L116 198H118V196L116 195ZM110 193H111V192H110ZM119 193H120V192H119ZM121 193H122V192H121ZM155 194H156V193H155ZM27 196H28V195H27ZM109 196H110V195H109ZM109 196H108V197H109ZM125 196H126V195H125ZM125 196H124V197H125ZM139 196H140V195H139ZM153 196H154V194H153ZM81 197H82V196H81ZM108 197L106 196V199H107ZM143 197H144V196H143ZM158 197H160V196H158ZM74 198H75V197H74ZM77 199H78V198H77ZM101 199H102V198H101ZM118 199H119V198H118ZM118 199H117L116 201H118ZM140 199H141V198H140ZM25 200H26V199H25ZM72 200H73V199H72ZM102 200H103V199H102ZM113 200H112V201H113ZM124 200H125V199H124ZM127 200H128V198H127ZM133 200H134V199H133ZM108 201H109V200H108ZM114 201H113V202H114ZM120 201H122V200H120ZM26 202H27V201H26ZM90 202H91V201H90ZM118 202H119V201H118ZM122 202H123V201H122ZM135 202H136V201H135ZM9 203H10V202H9ZM93 203H94V202H93ZM110 203H111V202H110ZM62 204H63V203H62ZM97 204H98V202H97ZM104 204H106V203H104ZM120 204H121V203H120ZM125 204H126V202H125ZM131 204H132V203H131ZM136 204H137V203H136ZM142 204H145V203H142ZM10 205H11V204H10ZM60 205H61V204H60ZM60 205H59V206H60ZM68 205H69V204H68ZM82 205H83V204H82ZM93 205H94V204H93ZM101 205H102V204H101ZM106 205H107V204H106ZM62 206H63V205H62ZM69 206H70V205H69ZM76 206H77V205H76ZM98 206H99V205H98ZM102 206H104V205H102ZM108 206H109V205H108ZM114 206H117V205H115V203H114ZM132 206H133V205H132ZM137 206H138V205H137ZM63 207H65V206H63ZM63 207H62V208L59 207L57 210L60 211V212H62V211L64 212V210L67 209V208L65 207V209H64ZM90 207H91V206H90ZM92 207H93V206H92ZM121 207H123V206H121ZM75 208L77 209V207H75ZM75 208H74V209H75ZM95 208H96V207H95ZM103 208H104V207H103ZM105 208H106V207H105ZM105 208H104V209H105ZM108 208H109V207H108ZM111 208H112V207H111ZM143 208H144V207H143ZM143 208H142V209H143ZM71 209H73V208H71ZM76 209H75V210H76ZM78 209H79V208H78ZM78 209H77V210H78ZM75 210H74V211H75ZM77 210H76V212H78V213L81 212V211H79V210L77 211ZM80 210H81V209H80ZM87 210H88V209H87ZM107 210H108V209H107ZM110 210H111V209H110ZM133 210H134V209H133ZM140 210H141V209H140ZM66 211H67V210H66ZM66 211H65V212H66ZM74 211H73V212H74ZM82 211H83V209H82ZM111 211H112V210H111ZM70 212H71V211H69L68 213L70 214ZM76 212H74V214H75ZM85 212H88V211H84V212H82V214L85 213ZM143 212H144V211H143ZM66 213H67V212H66ZM68 213H67V214H68ZM27 214H28V213H27ZM76 214H77V213H76ZM32 218H33V217H32ZM155 218H156V217H155ZM69 221H70V218H69ZM22 223H23V222H22ZM112 225H113V224H112ZM22 226H23V225H22ZM116 226H117V225H116ZM122 226H123V225H122ZM122 226H120V227H122ZM127 226H128V225H127ZM136 226H137V225H136ZM136 226H134V227H136ZM134 227H133V228H130V227H129V228H128V227L126 228V226H123V228H119V227H118V229H116V228L114 227V230L116 229L115 232H112V230H111V232L114 233V235H116V234L123 235V236H126V237L129 239V237H134V235L137 234L138 231H139V229H140V228H139V229H138V228L136 229V228H134ZM139 227H141V226H139ZM141 230H143V229H141ZM106 231H107V230H106ZM106 231H105V232H106ZM143 231H144V230H143ZM111 232H110V233H111ZM139 232H140V231H139ZM153 233H154V232H153ZM138 234H139V233H138ZM141 235H142V233H141ZM116 236H117V235H116ZM116 236H115V237H116ZM127 238H126V239H127ZM250 251H252V250H250ZM254 251H255V250H253L252 252H254ZM173 252H174V251H173ZM39 253H40V252H39ZM39 253H38V254H39ZM250 253H251V252H250ZM254 253H255V252H254ZM254 253H253V254H254ZM36 254H37V253H36ZM36 254H35V255H36ZM42 254H43V253H40V255H37V257H35V256H33V257H34V259L38 260V259L41 258ZM45 254H46V253H45ZM47 254H48V253H47ZM47 254H46V255H47ZM142 254H143V253H142ZM166 254H167V256H164V258L167 257L166 259H168L170 256L174 255L175 253L172 254V252H170V253L168 254V252H167ZM251 254H252V253H251ZM134 255H136V254H134ZM137 255H138V253H137ZM156 256H157V255H156ZM161 256H162V255H161ZM175 256L177 257L178 255H175ZM217 256H218V255H217ZM219 256H220V255H219ZM253 256H254V255H253ZM152 257H153V256H152ZM154 257H155V256H154ZM162 257H163V256H162ZM172 257H173V256H172ZM118 258H119V257H118ZM125 258H127V259L129 260V259L134 258V256H133V255H128V256L125 257ZM125 258H123V259L125 260ZM146 258H147V257H146ZM31 259H32V258H31ZM119 259H120V258H119ZM123 259H121V260H123ZM127 259H126V260H127ZM136 259H137V258H136ZM151 259H152V258H150L149 261H153V260H151ZM169 259H170V258H169ZM221 259H222V258H221ZM111 260H113V259H111ZM128 260H127V261H128ZM132 260H133V259H132ZM132 260H131V261H132ZM142 260H143V259H142ZM162 260H164V259H162ZM34 261H35V260H34ZM118 261H120V260H118ZM134 261H136V260H134ZM137 261H138V259H137ZM137 261H136V262H137ZM140 261H141V260H140ZM170 261H171V260H170ZM106 263H107V262H106ZM134 263H135V262H134ZM134 263H131V264H134ZM138 263H139V261H138ZM144 263H146V262H144ZM173 263H174V262H173ZM112 264H113V263H112ZM140 264H141V263H140ZM142 264H143V262H142ZM148 264H149V263H148ZM176 264H177V263H176Z\"/></svg>",
    "mask_w": 264,
    "mask_h": 264
}]
</instances>
